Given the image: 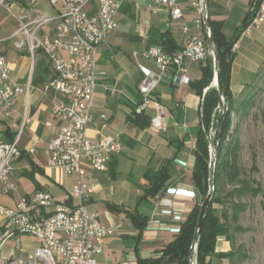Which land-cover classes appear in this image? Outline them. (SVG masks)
<instances>
[{
    "label": "crops",
    "instance_id": "1",
    "mask_svg": "<svg viewBox=\"0 0 264 264\" xmlns=\"http://www.w3.org/2000/svg\"><path fill=\"white\" fill-rule=\"evenodd\" d=\"M250 1L207 0L209 20L217 22L229 39L244 20ZM180 6L182 18L170 23L161 14L147 12L144 2H139L137 7L127 2L116 15V27L97 49L98 64L106 72L105 82L115 84L124 93L110 95L97 88L93 107L96 119L88 128L89 135L98 137V115L105 114L107 128L104 134L116 137L122 144L121 151L109 156L102 171L94 170L88 162L81 163L93 189L89 207L98 212L102 224L116 226L114 233L104 238L103 252L97 256L98 264H137V255L142 258L159 256L160 252L156 250L175 238L180 225L199 201L192 170L200 129L201 96L195 86L201 76L200 64L189 65L188 83L172 82L171 76L167 75L157 84L154 94L164 108L163 122L159 126L154 121L157 116L154 103L146 107L139 122H134V104L129 100H141L137 89L141 74L133 62L132 52L161 45L160 34L164 31H168L175 45L181 48L188 35L197 31L193 26L195 13L190 0H181ZM182 22L191 26L188 34L181 31ZM233 54L230 89L235 97L264 62V28L241 34ZM38 56L43 58L39 53ZM17 57L21 60V72L16 71L15 63L8 59L13 78L23 81L32 77L30 69H25L29 57L22 54ZM140 62L144 63L143 60ZM34 87L27 105L26 96H20L12 116L0 120V139L3 141L7 140V129L16 135L23 125L18 144L21 154L12 162L11 179L17 190L9 194L0 193L2 205L11 206L19 195L39 189L49 191L58 200H66L74 181L73 176L47 166V141L55 132L52 102L43 97L40 83ZM47 122L53 125L47 126ZM30 148H34L33 152L29 151ZM166 163L169 179L163 192L150 199L141 197L143 187L148 184L143 179L146 170L156 171ZM33 166L41 171H33ZM27 173H32L33 178H29ZM166 209L170 212H164ZM136 215L147 218L140 233L133 221ZM155 219L162 225H149ZM14 237L18 247L2 254L0 264L12 253L23 254L37 246L31 235ZM229 249L225 237L218 236L216 251Z\"/></svg>",
    "mask_w": 264,
    "mask_h": 264
},
{
    "label": "built area",
    "instance_id": "2",
    "mask_svg": "<svg viewBox=\"0 0 264 264\" xmlns=\"http://www.w3.org/2000/svg\"><path fill=\"white\" fill-rule=\"evenodd\" d=\"M252 1L248 8L252 18L241 34L264 28V0ZM127 2L135 7L144 2L147 12L161 14L170 23L182 18L181 0H48L53 10L49 15L34 13L31 8L36 0H0V7L18 21V28L10 37H0V120L12 116L20 96H26L27 105L29 94L35 89L30 76L21 81L11 75L7 48L1 44L12 38V48L26 50L32 61L39 53L48 65L41 93L52 102L54 125L52 122L46 125H53L55 132L47 141V166L74 177L66 200H58L49 191L39 189L19 195L11 206L0 204V243L18 234L31 235L37 242L32 251L12 253L1 264H98L104 238L116 229L114 224H102L98 212L89 207L93 189L81 163L88 162L97 171L105 170L109 156L122 149L116 137L104 134L105 114L98 115V137L89 135L88 128L96 119L93 107L97 88L110 95L124 94L115 84L105 82L106 72L98 64L97 49L116 27V15ZM202 3L190 0L197 31L188 35L179 50L167 51L161 45H151L132 52L141 74L137 85L141 100L129 99L134 104L133 116L142 114L154 103L157 107L154 121L159 126L164 108L154 94L157 84L167 75L178 83H188L189 65H204L212 57L203 29ZM15 8L19 13L14 12ZM180 29L188 34L191 26L182 22ZM236 47L237 41L231 47L232 52ZM22 127L12 141L0 139V193L17 190L11 173L13 160L21 154L18 144ZM212 151L209 145V152ZM150 223L154 227L162 225L156 219Z\"/></svg>",
    "mask_w": 264,
    "mask_h": 264
},
{
    "label": "trees",
    "instance_id": "3",
    "mask_svg": "<svg viewBox=\"0 0 264 264\" xmlns=\"http://www.w3.org/2000/svg\"><path fill=\"white\" fill-rule=\"evenodd\" d=\"M253 4L251 0L249 5ZM252 12L247 10L244 20L237 29L236 33L227 38L222 31L221 26L214 21H210L211 34L214 43L217 47V51L220 57V76L223 90V102L227 106V111L222 115L219 125L218 134L219 140L217 141V152L215 155V167H214V193L211 201L207 207L203 226L198 238L197 247L195 251V264H212V258L216 257L219 260L228 259L232 262L236 260H243L246 255L240 250L231 247L228 251H216V241L218 236H224L227 241L233 245L228 224V212L226 209H222L221 217L217 215L216 209L213 208L214 203L223 204V200L220 198V194L226 184H231L232 189L227 193L230 197L229 206L232 209V219L236 221L238 215L246 207L245 203L240 200H234L233 198H240L246 194L256 197L261 193V187L257 180L253 177L246 178L240 169L238 164V155L240 145L236 138V133L239 130V124L235 123L232 114L241 115L245 114L247 110L250 98H245L242 101L236 103V99L233 96L230 89V74L231 64L234 54L231 47L235 41H237L245 29L250 23L252 18ZM161 45L167 51H176L180 49V46H176L174 39L168 31H164L160 34ZM201 76L195 83L196 92L201 96L200 105V129L197 134L196 149L194 152V163L192 170L193 184L195 185L199 193V201L196 203L185 221L180 225L179 231L175 238L164 244L162 248L156 250L160 252V255L153 258H142L137 255V264H189V251L192 244V239L197 228V220L200 210V205L208 191V177H209V144L210 141L207 136L209 129V123L214 111H217V107L221 102L218 91L215 88H209L204 94L203 88L208 86L213 77V59L209 57L204 65L200 67ZM48 76V66L44 58L40 59L36 71L32 74L31 82L33 85L42 84ZM172 82H174L172 80ZM142 119V114L135 115L134 122H139ZM203 128H202V127ZM7 140L12 141L15 137V133L6 130ZM31 163V162H30ZM31 165H33L31 163ZM168 164H163L156 171L147 169L143 175V179L147 181V185L143 187V195L147 199L153 198L159 193L163 192L166 183L169 179ZM33 171H41L37 167H34ZM251 171H257L256 156L252 155ZM29 178H33L32 173L26 174ZM264 208V201L261 203ZM223 219V220H222ZM147 218L139 215L133 216V221L139 229V233L144 228ZM236 229H242L236 227Z\"/></svg>",
    "mask_w": 264,
    "mask_h": 264
},
{
    "label": "rangeland",
    "instance_id": "4",
    "mask_svg": "<svg viewBox=\"0 0 264 264\" xmlns=\"http://www.w3.org/2000/svg\"><path fill=\"white\" fill-rule=\"evenodd\" d=\"M31 9L34 13L41 15L53 13L48 0H36L35 5ZM13 10L15 13H19V9L15 8ZM17 28L18 21L0 7V37H10ZM151 37H155V35ZM11 44L12 38L1 45L7 48L5 54L9 60L15 63V70L21 72V60H18L17 56L20 54L28 56V54L26 50L20 52L12 48ZM40 59L38 55H35L33 61L31 57L28 58L25 69L29 68L31 74H33ZM32 62L33 66H31ZM245 98H250L251 100L245 114L241 113L240 116L235 113L232 114L234 122L239 124V130L235 135L240 145L238 164L246 178L250 179L253 177L257 180L262 191L256 197L246 194L240 198H233L244 202L246 205L245 209L239 213L238 219L234 221L232 219V209L229 206L230 197L227 195L232 189V185L226 184L224 186L220 194L223 204L214 203L212 206L220 217L222 209H226L228 212L227 221L230 227V238L233 243L232 246L229 243V248L240 249L246 257L243 260L234 262L228 259L219 260L214 257L212 258V264H264V208L261 205L262 201H264V62L251 77L250 82L245 84L243 89L235 96L236 103ZM226 107L225 103L222 102L220 107L216 108L217 111L213 112L207 131L209 140L214 139L216 142L215 137L218 133L219 125L218 123L216 126V121L218 118L221 119L222 115L227 111ZM253 154L256 156V166L258 168L255 172L250 170ZM237 226L242 229H236ZM17 247L18 241L15 237L4 240L0 243V258L2 254L8 253Z\"/></svg>",
    "mask_w": 264,
    "mask_h": 264
},
{
    "label": "water",
    "instance_id": "5",
    "mask_svg": "<svg viewBox=\"0 0 264 264\" xmlns=\"http://www.w3.org/2000/svg\"><path fill=\"white\" fill-rule=\"evenodd\" d=\"M202 13H203V29L205 32V38H206V43L209 47V49L212 51V59H213V77H212V82L209 85V87H215L218 91V94L220 96L221 102L219 103L218 107H220L222 103L223 97V90H222V83H221V76H220V57L217 51V47L214 43V40L212 38L211 34V25H210V20H209V15L207 11V0H202ZM219 118L216 121V126L219 123ZM216 142L219 140V134L217 133L215 137ZM214 141V139H211L210 141V146L213 147V151L209 152V177H208V191L207 194L205 195L201 205H200V210H199V215H198V220H197V228L194 233L193 239H192V244L190 247L189 251V264H195V251L197 247V242L198 238L203 226V221L205 217V213L207 210V207L211 201V198L213 197L214 193V184H213V176H214V167H215V155L217 152V143Z\"/></svg>",
    "mask_w": 264,
    "mask_h": 264
}]
</instances>
